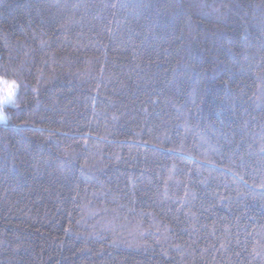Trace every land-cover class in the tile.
I'll list each match as a JSON object with an SVG mask.
<instances>
[{"label": "trees", "instance_id": "obj_1", "mask_svg": "<svg viewBox=\"0 0 264 264\" xmlns=\"http://www.w3.org/2000/svg\"><path fill=\"white\" fill-rule=\"evenodd\" d=\"M0 264H264V0H0Z\"/></svg>", "mask_w": 264, "mask_h": 264}, {"label": "clouds", "instance_id": "obj_2", "mask_svg": "<svg viewBox=\"0 0 264 264\" xmlns=\"http://www.w3.org/2000/svg\"><path fill=\"white\" fill-rule=\"evenodd\" d=\"M20 82L5 74H0V129L13 126L12 112L20 104Z\"/></svg>", "mask_w": 264, "mask_h": 264}]
</instances>
